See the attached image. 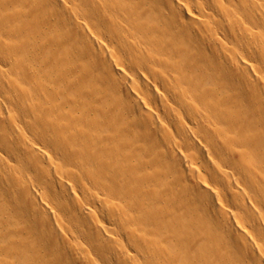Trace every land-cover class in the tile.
<instances>
[{"label":"bare ground","instance_id":"1","mask_svg":"<svg viewBox=\"0 0 264 264\" xmlns=\"http://www.w3.org/2000/svg\"><path fill=\"white\" fill-rule=\"evenodd\" d=\"M0 264H264V0H0Z\"/></svg>","mask_w":264,"mask_h":264}]
</instances>
